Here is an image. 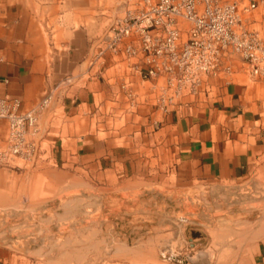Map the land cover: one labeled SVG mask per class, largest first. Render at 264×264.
<instances>
[{"label":"crops","instance_id":"0c3cea01","mask_svg":"<svg viewBox=\"0 0 264 264\" xmlns=\"http://www.w3.org/2000/svg\"><path fill=\"white\" fill-rule=\"evenodd\" d=\"M92 1L0 0V98L28 110L52 92L39 119V157L104 180L129 174L141 149H162L200 182L264 181V103L256 92L233 79L162 111L150 82L123 77L109 61L96 75L88 64L96 36L90 11L75 10L76 2ZM6 138L2 120L0 149ZM251 260L264 264V246Z\"/></svg>","mask_w":264,"mask_h":264},{"label":"rangeland","instance_id":"374dc122","mask_svg":"<svg viewBox=\"0 0 264 264\" xmlns=\"http://www.w3.org/2000/svg\"><path fill=\"white\" fill-rule=\"evenodd\" d=\"M122 1L75 3L89 8L93 40ZM247 21L264 39V5ZM259 79L234 75L264 103ZM39 155L0 167V264H252L264 246L260 179L200 182L162 149H141L129 174L104 180Z\"/></svg>","mask_w":264,"mask_h":264},{"label":"built area","instance_id":"2783aa9c","mask_svg":"<svg viewBox=\"0 0 264 264\" xmlns=\"http://www.w3.org/2000/svg\"><path fill=\"white\" fill-rule=\"evenodd\" d=\"M261 4L264 0H123L91 43L89 67L101 75L109 61L123 77L150 82L152 100L162 111L188 106L212 87L232 83L237 73L264 76V39L246 26ZM128 96L134 99L130 91ZM51 99L46 92L23 110L20 100L0 98V121L7 123L0 167L35 158L41 149L39 119Z\"/></svg>","mask_w":264,"mask_h":264}]
</instances>
